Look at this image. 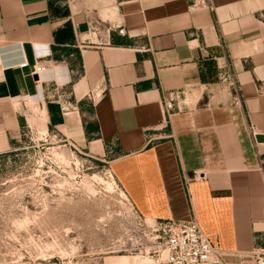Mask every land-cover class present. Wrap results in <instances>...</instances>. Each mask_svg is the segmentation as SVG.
<instances>
[{
  "label": "crops",
  "instance_id": "obj_1",
  "mask_svg": "<svg viewBox=\"0 0 264 264\" xmlns=\"http://www.w3.org/2000/svg\"><path fill=\"white\" fill-rule=\"evenodd\" d=\"M113 1L98 13L129 29L85 43L88 15L75 0H0V155L21 126L18 105L42 101L53 125V87L86 89L92 141L105 150L116 140L117 176L139 213L194 216L222 264H254L264 245V142L250 130L264 136V0ZM195 171L203 179L185 182Z\"/></svg>",
  "mask_w": 264,
  "mask_h": 264
},
{
  "label": "rangeland",
  "instance_id": "obj_2",
  "mask_svg": "<svg viewBox=\"0 0 264 264\" xmlns=\"http://www.w3.org/2000/svg\"><path fill=\"white\" fill-rule=\"evenodd\" d=\"M75 3L88 15L85 43L129 29L98 13L113 0ZM133 25L136 32L142 24ZM73 88L53 87V125L42 101L17 106L21 126L0 155V264H152L154 220L139 213L117 176L116 140L105 150L92 141L91 96Z\"/></svg>",
  "mask_w": 264,
  "mask_h": 264
},
{
  "label": "built area",
  "instance_id": "obj_3",
  "mask_svg": "<svg viewBox=\"0 0 264 264\" xmlns=\"http://www.w3.org/2000/svg\"><path fill=\"white\" fill-rule=\"evenodd\" d=\"M198 1L196 0V3ZM206 1L202 0L200 3H205ZM259 16L264 20V12H261ZM45 68V64H36L33 69V75L39 76ZM229 85L235 92L236 104L242 105L241 89L237 82L231 78ZM259 91H264V83L260 84ZM176 97L177 94H175V97L170 95L168 99L164 97L165 105L168 109L173 108V102ZM250 130L253 138H255L256 130L252 125ZM192 179L202 180L203 176L195 171L192 178L185 177V182ZM152 229L158 233L157 245L148 252V258L152 264H222V249L218 244L212 242L203 231L196 217L193 216L190 220H154ZM256 234L257 240L264 241V218L263 228L256 230ZM251 256L254 264H264V245L255 246L251 251Z\"/></svg>",
  "mask_w": 264,
  "mask_h": 264
},
{
  "label": "water",
  "instance_id": "obj_4",
  "mask_svg": "<svg viewBox=\"0 0 264 264\" xmlns=\"http://www.w3.org/2000/svg\"><path fill=\"white\" fill-rule=\"evenodd\" d=\"M256 140H257V142H264V136L258 134V135H256Z\"/></svg>",
  "mask_w": 264,
  "mask_h": 264
}]
</instances>
